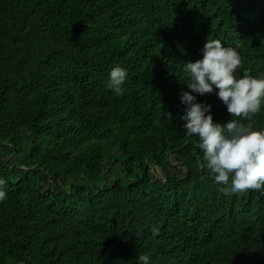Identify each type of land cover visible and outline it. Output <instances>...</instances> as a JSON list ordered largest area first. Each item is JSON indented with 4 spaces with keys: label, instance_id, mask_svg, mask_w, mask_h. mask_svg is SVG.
<instances>
[{
    "label": "trees",
    "instance_id": "1",
    "mask_svg": "<svg viewBox=\"0 0 264 264\" xmlns=\"http://www.w3.org/2000/svg\"><path fill=\"white\" fill-rule=\"evenodd\" d=\"M207 39L264 76V0H0V264H264V190L221 193L181 119Z\"/></svg>",
    "mask_w": 264,
    "mask_h": 264
},
{
    "label": "clouds",
    "instance_id": "2",
    "mask_svg": "<svg viewBox=\"0 0 264 264\" xmlns=\"http://www.w3.org/2000/svg\"><path fill=\"white\" fill-rule=\"evenodd\" d=\"M243 27L218 28L224 35H236ZM238 47H226L219 39H207L202 59L188 61L183 67L189 80L186 85L191 90L181 96L182 103L187 105L181 117L186 121L185 134L199 138L202 167L222 185L219 191L227 196L264 190V129L256 128L253 119L264 106V76L254 77L245 69L243 76L237 78L235 73L243 63ZM126 80V69L114 67L107 87L121 96ZM214 91L227 107L231 117L227 123L214 122L211 105L196 102L193 95ZM167 116L170 120L171 114ZM6 187L7 181L0 178V202L7 198ZM138 260L149 264L147 254L140 255Z\"/></svg>",
    "mask_w": 264,
    "mask_h": 264
},
{
    "label": "crops",
    "instance_id": "3",
    "mask_svg": "<svg viewBox=\"0 0 264 264\" xmlns=\"http://www.w3.org/2000/svg\"><path fill=\"white\" fill-rule=\"evenodd\" d=\"M229 23H230V25L234 28V26H237L238 27V22H237V18H234L233 20H230L229 21ZM243 26H246V25H248V24H246V23H244V24H242ZM241 26V25H240ZM239 26V27H240ZM235 29V28H234ZM238 35V33H236V36Z\"/></svg>",
    "mask_w": 264,
    "mask_h": 264
},
{
    "label": "bare ground",
    "instance_id": "4",
    "mask_svg": "<svg viewBox=\"0 0 264 264\" xmlns=\"http://www.w3.org/2000/svg\"><path fill=\"white\" fill-rule=\"evenodd\" d=\"M255 19V18H251L250 20ZM235 30H238L239 28L237 26H234Z\"/></svg>",
    "mask_w": 264,
    "mask_h": 264
}]
</instances>
